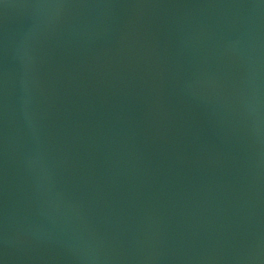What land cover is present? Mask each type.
<instances>
[{
  "label": "water",
  "instance_id": "water-1",
  "mask_svg": "<svg viewBox=\"0 0 264 264\" xmlns=\"http://www.w3.org/2000/svg\"><path fill=\"white\" fill-rule=\"evenodd\" d=\"M0 264H264V0H0Z\"/></svg>",
  "mask_w": 264,
  "mask_h": 264
}]
</instances>
